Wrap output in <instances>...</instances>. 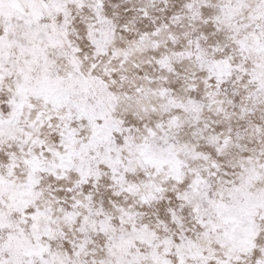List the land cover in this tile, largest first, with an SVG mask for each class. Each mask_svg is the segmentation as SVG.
<instances>
[{"label": "snow or ice", "instance_id": "obj_1", "mask_svg": "<svg viewBox=\"0 0 264 264\" xmlns=\"http://www.w3.org/2000/svg\"><path fill=\"white\" fill-rule=\"evenodd\" d=\"M0 264H264V0H0Z\"/></svg>", "mask_w": 264, "mask_h": 264}]
</instances>
